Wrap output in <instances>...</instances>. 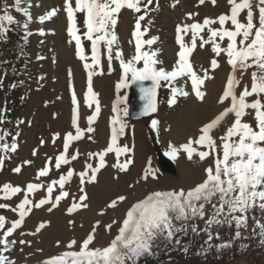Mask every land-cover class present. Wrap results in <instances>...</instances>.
<instances>
[{"label": "rangeland", "instance_id": "1", "mask_svg": "<svg viewBox=\"0 0 264 264\" xmlns=\"http://www.w3.org/2000/svg\"><path fill=\"white\" fill-rule=\"evenodd\" d=\"M64 2L65 0H21V7L28 8L31 15L29 20L23 12L15 10V0H0V15L3 14V9L7 5L15 20L12 25L5 22V27L11 30L3 39H0L3 56L7 58L21 53V46L11 37L13 29H18L30 42L29 66L21 77L20 85L21 92L28 98L27 104L18 109L9 121L0 119V136L4 137L0 144L9 145L7 151L0 148V156L6 157L3 170H0V188L4 183H10L22 189L20 193L7 200L4 199V193L0 191V203L10 205L9 208L0 209V215H4L6 218V227L0 229V238H3L2 233L11 225V221L19 218L18 211L13 212L11 208L16 207L25 194L33 201V204L38 203L40 199L47 197V186L52 181L58 180L61 174H66L68 168L74 170L72 179L65 184L64 189L61 190L58 185L54 186L52 201L39 209L33 207L25 217L21 228L9 237V239L17 241L9 251L4 252V255L9 258V263L12 264L36 263L44 259L52 261L57 258V255H62L66 251H79L81 242L97 220L101 224L97 228L96 239L90 248L106 246L117 234V226L121 224L133 204L144 200L147 195L153 192L179 191L180 189L187 192L202 182L206 178L205 169L213 164L212 158L201 161L197 154H193V158L189 160L181 145L185 144L189 138L197 139L201 127L214 119L231 103L230 98L224 103L219 102V97L223 94L227 78L231 73L226 52L216 56L212 51L211 42L204 44L203 47L200 46L203 41L208 40L210 35L206 27L197 36V46L190 55V62L197 75L204 78L205 70H207V76L210 77L205 79L204 85L201 86V90L206 93L204 99L201 101L195 96L190 77L182 76L173 81L172 86L188 92V95H178L175 105H168L167 100L171 98V87L166 86V82L162 81V86L159 88L158 108L155 113L141 119L124 116L122 110L127 108L128 89L121 88L119 92L116 90V84L122 75L119 61L115 58L112 60L113 70L109 72L106 44L101 42L99 45L101 64L85 69V63L91 64L92 45L91 41L83 39L81 45L86 59L81 60V67H79L83 73L78 71V65L74 61L75 56L71 53L75 49L73 48L75 40L65 31L62 24L64 19L62 4ZM142 3H146V0H142ZM230 7L227 0H216L215 5L211 3V0H205L202 5L198 0H153V3L148 5L145 20L141 21V30L147 29L142 39L147 40L152 37H157V39L151 46L144 45L143 50L156 51L157 57L161 61L159 66L164 67L166 71H172L177 67L180 51V45L177 42V26L203 23L206 17L217 19L221 14H230ZM53 9L56 10L54 16L41 19ZM144 11L142 6L139 13L127 8L122 9L119 13L118 23L115 27L118 41L113 45V49L115 52V49L119 47L125 59L134 55L135 40L132 32L135 27V19L143 15ZM188 13H193V15L189 17ZM84 16L79 17L76 24L78 31L80 30L79 35L82 34L83 37V33L87 31L84 25ZM242 20L246 22V10L242 15ZM25 22L28 23L27 30L24 28ZM210 27L232 29L234 26L228 22L221 26L217 19V22ZM180 35L183 36L185 45L190 46L191 30L187 33L182 32ZM217 42L222 48L227 47V38L223 41L217 38ZM213 58L217 59L219 63V67L216 69H212L210 66ZM137 66L142 67V62ZM93 69L96 74L92 77V87L93 91L98 94L96 99L99 101L100 113L91 125L94 131L88 133L86 131L89 126L87 117L92 115L96 108L95 101H92L91 107L86 101L88 72ZM101 70L103 74H100ZM252 71H254V67L244 73L241 84L237 87V93L242 91L244 85H248L250 88ZM78 72L81 76L83 75L84 86L81 85L82 87L78 84ZM236 75L237 78H240L239 71ZM73 95H75L76 104H73ZM118 96L123 99L121 103L116 104ZM8 98V91L0 90V118H2L1 106ZM255 98V96L250 97L249 101ZM114 105H116L122 121L127 125L124 135L118 137V143L120 145L127 144L133 148V152L129 155L132 156L134 162L129 166L128 176L125 179L117 178L113 183L108 182L103 173L106 171L105 166L97 173L95 182L88 183L86 180L85 184L81 185L78 174L85 170L86 163L93 164V167L98 166L95 157L88 154L104 151L111 142L114 126L112 118L118 114L113 111ZM74 109L77 112V124L84 130V135L80 140L71 143L69 147L70 163L56 169L55 157L63 151L64 136L69 132L75 135L76 126L72 124ZM253 116L254 113L246 115L244 120L254 125ZM152 119L159 121L158 130L152 129ZM233 119L234 116L229 114L213 130L212 135L217 138L218 144L220 142L218 138L224 134ZM115 127L118 128L119 124ZM56 133H59L60 136L53 143V136ZM89 136L91 139L88 138ZM42 140L44 143H41ZM13 142L18 145L15 152L10 150V145ZM170 146L178 149L175 159L166 154L170 151ZM193 147L198 151L206 150L204 146L196 144H193ZM77 150L78 158L72 161L70 156L76 154ZM34 152L35 155H33ZM49 157L52 158L51 161H49ZM26 160L31 163L24 164L23 162ZM149 160L151 168L157 172L158 179L149 178L144 181L141 177L149 165ZM18 166L21 167V172L16 173L13 169ZM44 167L49 168V173L45 177H39L38 172ZM28 183H39L42 187L28 193ZM81 187L87 193L88 199L85 203L88 207L80 208L69 214L67 208L73 202H79L78 198L83 194L79 191ZM97 190L106 196L104 203L99 205L92 197V193H97ZM61 191H68L69 197L61 200L59 205L49 212L48 208L51 207V203L55 202V196L59 195ZM96 195L98 196V193ZM119 196H124L126 199L118 202L115 208L108 207L111 201ZM113 220H116L117 224L113 225L111 231H107L104 225ZM43 221L48 222L46 227L32 235L31 233H34L36 227ZM69 221H73V223L70 224ZM253 227L250 222H247V227L240 229L241 235L239 237L235 235L234 241L225 244L226 247H206L203 257L195 255L194 259L181 258L171 264H207L205 262L212 264H264V251L261 252L258 247L252 250L247 245L248 232L253 231ZM261 229V224H257L254 230L253 236L258 241L261 239ZM203 235L206 237L205 233ZM73 239L77 241V244L69 249L67 245ZM20 240L31 241V244H20ZM2 247L0 245V248Z\"/></svg>", "mask_w": 264, "mask_h": 264}, {"label": "snow or ice", "instance_id": "2", "mask_svg": "<svg viewBox=\"0 0 264 264\" xmlns=\"http://www.w3.org/2000/svg\"><path fill=\"white\" fill-rule=\"evenodd\" d=\"M199 4H204L205 0H198ZM230 7V14L219 15L218 22L221 26L230 21L234 26L229 28H212L211 25L217 22V19L205 18L203 23H193L183 27L177 26V42L180 45L178 53L177 67L172 71H166L164 67L159 66L161 61L157 57L156 51H144V45H153L157 37L151 39H142L145 28L141 30V21L145 20L147 15L148 5L153 3V0H75V8H73L71 0H65V10L69 21L68 33L75 40L76 55L85 60L86 57L82 50L81 36L78 34L76 26L75 13H83L84 25L87 31L83 35L87 40L91 41L92 53L91 64L85 63V69L93 68V65L99 66L101 64L99 45L101 42L106 44V54L108 59V71L111 72L112 60L115 58L119 61V66L122 69L120 80L116 84V90L119 92L121 88H127L131 83L141 85L140 91L143 94L142 99L146 101L143 114L155 113L157 111V90L160 88L161 82H166V86L171 87V98L167 100L169 106L177 103V97L187 96L188 92L183 91L177 87L172 86V82L178 77L188 76L191 79V85L195 96L199 100H203L206 93L201 90L207 76L205 70L204 78L197 75L190 62V55L197 46V36L207 27L210 33L208 40L203 41L200 45L211 42L212 51L219 56L222 52H226L227 63L231 66V73L229 74L226 87L223 94L219 97V102L224 103L230 98V106L225 107L210 122L204 124L200 129V135L197 139L189 140L181 145L187 154V158L191 160L193 154H197L201 161L212 158L213 164L205 169L206 178L198 183L196 186L185 192L184 189L172 190L168 192H153L146 196V198L137 204L133 205L126 213V217L121 224L117 226V234L110 240L106 246L90 248L93 241L96 239L97 228L101 222L97 220L92 226L91 231L80 244L79 251H66L60 257L49 261L48 264H140L141 260L146 257H153L156 255L154 249H158L159 241L161 239L171 241L177 233H185L187 229L183 222L190 219L192 216H199L203 218L206 214V205L212 208L211 218L206 221L207 225L211 227L213 224L231 225L235 223L237 231L235 235H241L240 229L247 227V219L243 215L249 209L259 208L264 211V0H227ZM213 5L216 0H211ZM145 9L144 14L135 19V27L132 36L135 40L134 55L129 59H125L122 50L117 47L113 49V45L117 43L118 37L115 33V27L118 23V16L122 9L127 8L134 10L136 13L141 12V7ZM15 10L23 12L28 19L31 15L28 8L21 7V0H15ZM246 10V22H241L240 15ZM56 14L53 9L46 17L50 18ZM193 13H188L191 17ZM5 22L12 25L15 20L14 16L9 12V6H5L3 14L0 15V39H3L11 30L5 27ZM151 23V21H149ZM25 30L28 28V23L24 24ZM192 32L191 45L186 46L183 36L180 33ZM227 38V47L222 48L217 42ZM239 38V40H238ZM201 39H203L201 37ZM131 42V41H130ZM114 52V55H113ZM142 62V67L137 65ZM212 69L219 67L217 59L213 58L210 62ZM255 68L251 72V85H244L242 91L237 93V87L241 84V79L245 72L250 68ZM237 71L240 72V78H237ZM95 69L88 72V96L86 101L91 107L92 101H95V112L87 117L88 127L86 131L92 133L94 131L91 127L100 113L99 101L96 99L97 93L93 91L92 77ZM100 74H103L101 70ZM150 81V87H143V82ZM15 87V85H13ZM255 96L256 98L249 101L248 98ZM90 97V99H89ZM121 97H117L116 104L122 102ZM73 104H76L75 95H73ZM113 111L118 114L112 118L113 128L111 134V142L107 145L104 151L99 153H89V156H98V166L93 167V164L86 163L85 170L79 172V181L84 185L86 180L88 183L95 182L97 173L106 166L105 156L108 153H115L116 163L112 167L117 168L121 172H127L129 166L133 164V158L130 153L133 148L127 144L120 145L118 137L124 135L125 127L127 126L121 119L116 105L113 106ZM123 115L127 116V108H124ZM254 113V125L244 120L246 115ZM229 114L234 116L230 126L227 127L223 135L217 143V138L212 135V132L217 128L221 122ZM2 119V118H0ZM22 123V122H21ZM72 124L76 126L75 135L71 132L67 133L63 138V151L55 157V168L60 169L61 165H67L69 160V147L73 141H78L84 135L77 124V112L73 110ZM119 124V127L115 125ZM159 121L157 119L151 120V127L158 130ZM7 135V133H5ZM18 135V134H17ZM60 134L56 133L53 136V143ZM91 139V136L88 137ZM4 139L0 136V141ZM41 143H44L42 140ZM193 144L204 146L206 150L198 151L193 147ZM18 145L13 142L10 145V150L15 152ZM0 148L7 151L8 144H0ZM36 153L34 152L33 155ZM78 150L76 154H72L70 159L72 161L77 159ZM171 158L175 159L178 154L176 147L170 146V151L166 153ZM124 156L123 161L120 157ZM5 156H0V170H3L5 163ZM49 157V161H51ZM24 164H30L31 161H24ZM14 172H21V167H15ZM49 173V168L44 167L38 172L39 177H45ZM90 173V174H89ZM74 170L68 168L66 174H61L58 180L52 181L47 186V197L39 200L38 203L33 204L25 194L24 198L11 208L13 212L19 213V218L12 220L11 225L3 231L0 238V264H9L8 256L4 252L10 250L17 241L11 240L9 237L25 222V217L32 211L33 207L36 209L49 204L52 201V194L54 186L58 185L61 190L64 189L65 184L72 179ZM149 178L158 179L157 172L151 168V162L145 168L141 179L147 181ZM39 183H28L27 192L32 193L41 188ZM0 191L4 193V199H9L20 193L22 189L18 186H13L10 183H4ZM82 195L79 196V202H73L67 208L69 214L77 211L80 208H87L85 201L88 199L84 188L79 189ZM69 197L68 191H61L59 195L55 196V202L51 203L48 211L51 212L53 208L57 207L61 200ZM75 200V197L73 198ZM126 197L119 196L112 200L108 207L115 208L117 203L124 201ZM7 203H0V209L9 208ZM239 213V214H237ZM176 222H180L177 226ZM48 222H40L36 227L35 235L46 227ZM70 224L73 221H69ZM117 221L113 220L111 223L104 225L107 231H111L113 225ZM6 218L0 215V229H5ZM264 229V225H261ZM192 231H197L193 228ZM218 235V234H217ZM213 236L208 235V240H212ZM20 244H31V241L20 240ZM59 244V241H57ZM179 244L180 241L176 240ZM77 244L75 239L71 240L67 247L72 249ZM222 244L220 247H226ZM187 251V249H185Z\"/></svg>", "mask_w": 264, "mask_h": 264}, {"label": "trees", "instance_id": "3", "mask_svg": "<svg viewBox=\"0 0 264 264\" xmlns=\"http://www.w3.org/2000/svg\"><path fill=\"white\" fill-rule=\"evenodd\" d=\"M12 39L21 46V53L14 54L10 57H4L0 48V90L8 91L9 98L5 100L1 106V117L3 120L9 121L12 116L18 111V109L24 107L27 104L28 98L21 92V77L24 74L26 68L29 66L30 60V42L29 39L24 37L18 29H13L11 33ZM255 70V68H254ZM15 85V87H13ZM206 214L203 218L199 216H192L190 219L183 222L184 227L187 229L186 234L181 232L171 240L161 239L156 255L153 257H146L141 260L140 264H171L181 258H193L197 255L203 257L206 247L216 248L222 244H227L235 239L236 226L233 222L231 225L213 224L209 227L206 223L211 218L212 208L210 205H206ZM239 214V213H237ZM247 222H250L254 227L253 231L248 232L247 245L250 249L260 248V251H264V229H261V239L258 241L254 238V230L257 224L264 225V211L259 208L249 209L243 214ZM177 226L180 222H176ZM195 228L197 231H192ZM206 234V237L203 235ZM213 236L212 240H208V235ZM218 234V235H217ZM176 240L180 243L177 244ZM187 249V251H185ZM61 255H57L60 257ZM51 259H44L36 263L26 264H48ZM212 264L210 262H205ZM12 264V263H9Z\"/></svg>", "mask_w": 264, "mask_h": 264}, {"label": "bare ground", "instance_id": "4", "mask_svg": "<svg viewBox=\"0 0 264 264\" xmlns=\"http://www.w3.org/2000/svg\"><path fill=\"white\" fill-rule=\"evenodd\" d=\"M71 2H72V5H73V8H75V0H71ZM62 13H63V17H64V19H63V27H64V29H65V31L68 33V31H67V29H68V26H69V21H68V18H67V13H66V10H65V2L62 4ZM83 15H85V14H83V13H79V12H77V13H75V16H76V24H77V19L79 18V17H81V16H83ZM242 15H243V13L240 15V17H239V19L241 20V22H243V20H242ZM85 17V16H84ZM228 23H230L231 24V22L230 21H228ZM80 29V28H79ZM83 29V28H82ZM80 31V30H79ZM79 31H78V34H79ZM82 31V30H81ZM83 32V31H82ZM69 34V33H68ZM82 35V34H81ZM80 35V36H81ZM85 40V39H87L85 36L83 37V36H81V41L82 40ZM73 48H75V49H73V51L71 52V53H73V56H75L74 57V61L76 62L75 64L76 65H78L77 67H78V71H80V69H79V67H81L80 65V63H81V59L76 55V44H75V41H74V43H73ZM80 72H82V71H80ZM80 72H78V84H79V86L80 87H82L81 85H83V75L81 76L80 75ZM83 73V72H82ZM84 86V85H83ZM217 89H219V88H217ZM81 90V89H80ZM220 90V89H219ZM221 91V90H220ZM80 92V91H79ZM222 94V93H221ZM249 99V98H248ZM87 153V152H86ZM82 154V153H81ZM95 157V161H97V164L99 163V157L98 156H94ZM78 158V157H77ZM87 158V157H86ZM90 160V159H89ZM105 160H106V171L105 172H103L105 175H106V177H107V181L108 182H110V183H113L114 181H116V179L117 178H122V179H125L127 176H128V172H129V170L127 171V172H121V171H119L117 168H114V167H112V165L114 164V163H116V156H115V153L113 152V153H108L106 156H105ZM120 160L121 161H123V156H121L120 157ZM94 161V160H93ZM98 193V196L96 195ZM97 193H92V197L94 198V201L96 202V204H102V203H104V201L106 200L105 198H106V196H105V194H102L100 191H98L97 190ZM137 204V203H136ZM133 205H135V204H133ZM132 205V206H133ZM131 206V207H132ZM130 207V208H131Z\"/></svg>", "mask_w": 264, "mask_h": 264}, {"label": "water", "instance_id": "5", "mask_svg": "<svg viewBox=\"0 0 264 264\" xmlns=\"http://www.w3.org/2000/svg\"><path fill=\"white\" fill-rule=\"evenodd\" d=\"M151 82L145 81L143 82V87H150ZM141 85L137 83H131L127 89V111L128 116L132 119H141L152 115L153 113H149L147 115L143 114V108L146 103L144 99H142L143 94L140 91ZM158 95L159 88L157 90V108H158ZM171 165V164H170Z\"/></svg>", "mask_w": 264, "mask_h": 264}]
</instances>
